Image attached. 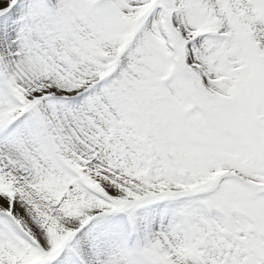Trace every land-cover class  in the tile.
I'll return each instance as SVG.
<instances>
[{
  "label": "snow or ice",
  "instance_id": "obj_1",
  "mask_svg": "<svg viewBox=\"0 0 264 264\" xmlns=\"http://www.w3.org/2000/svg\"><path fill=\"white\" fill-rule=\"evenodd\" d=\"M0 264H264V0H0Z\"/></svg>",
  "mask_w": 264,
  "mask_h": 264
}]
</instances>
